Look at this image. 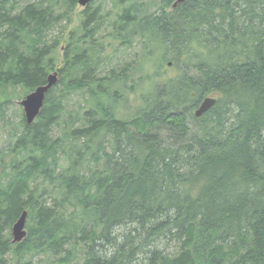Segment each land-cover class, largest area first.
<instances>
[{
  "label": "trees",
  "instance_id": "16d2710c",
  "mask_svg": "<svg viewBox=\"0 0 264 264\" xmlns=\"http://www.w3.org/2000/svg\"><path fill=\"white\" fill-rule=\"evenodd\" d=\"M176 1L103 2L66 33L77 0H0V126L59 78L0 157V264H264V0ZM108 42L142 55L110 66Z\"/></svg>",
  "mask_w": 264,
  "mask_h": 264
},
{
  "label": "rangeland",
  "instance_id": "374dc122",
  "mask_svg": "<svg viewBox=\"0 0 264 264\" xmlns=\"http://www.w3.org/2000/svg\"><path fill=\"white\" fill-rule=\"evenodd\" d=\"M18 4L24 5V4H28V3H32L35 1H42V0H17ZM114 0H97L96 1V5H102L101 3H103V8L105 11H109L111 10V8L113 7L112 5H114ZM79 5V6H78ZM78 7H76L73 11L72 14V21L70 23L67 24V30L66 33H69L72 29L76 28L80 22V16H81V11L84 8L82 5H80L78 3ZM57 33H59V29H55L53 31L52 34H50V39H52V37L58 35ZM60 36V34H59ZM66 37V34H65ZM112 43V44H111ZM108 55H112V61L113 63L110 64V66H114V64H118L117 60H119V62H124L125 60L128 59L127 54L131 56H136V54H138L140 52V56L142 55V51H141V47L139 46H134V48L131 49L130 52H127V54H123V50L120 53H115V49L113 48L115 43L114 42H108ZM61 45V44H60ZM115 53V54H114ZM116 56V57H114ZM161 58V53L157 52L154 56L151 57L150 62H148L149 64L145 66L146 70L149 71L147 73H153L154 69L158 66V63L160 61ZM176 74V69L174 67V65H172L171 62L167 63L164 65V67L161 69V76L162 77H172ZM16 97V95H15ZM26 97L25 96H21L20 98H17L13 100V103L10 107V110L8 112V116L6 119V122L4 124H2V126H0V157L3 158L5 160V163H7L8 161L11 160L10 156H7V154L10 152V150L13 147V142L16 139L17 134L19 133L20 128V120H21V116L24 115V109L21 105V101ZM139 93L138 94H134V95H129V100H130V104L132 105L131 108H129V110H122L121 114H129L131 115L133 112H135V109L140 105V101H139ZM71 106L70 108H76L79 107L80 104L84 103V97L82 94L76 93L72 96V99L70 101ZM87 108V106H86ZM84 108V109H86ZM25 116V115H24ZM8 164V163H7ZM13 238V236H12ZM38 260H43L42 257L37 256V258H35V261ZM46 260V259H45ZM11 264H16L15 261H12ZM44 264V263H43ZM49 264H57L54 262V259H52Z\"/></svg>",
  "mask_w": 264,
  "mask_h": 264
},
{
  "label": "water",
  "instance_id": "95a60500",
  "mask_svg": "<svg viewBox=\"0 0 264 264\" xmlns=\"http://www.w3.org/2000/svg\"><path fill=\"white\" fill-rule=\"evenodd\" d=\"M91 0H79V4L86 7L90 4ZM184 0H177L173 7L176 8L178 4L183 3ZM58 73L54 72L49 75L47 84L40 86L33 92L29 93L22 101L21 105L24 109L26 122L31 124L38 117L41 109L44 106L45 98L48 92L58 83ZM217 99L214 97L206 98L200 107L195 111V116L200 118L211 108L215 106ZM28 213L25 211L21 217L15 222L12 227V243H21L27 237L26 222Z\"/></svg>",
  "mask_w": 264,
  "mask_h": 264
},
{
  "label": "flooded vegetation",
  "instance_id": "af4514ba",
  "mask_svg": "<svg viewBox=\"0 0 264 264\" xmlns=\"http://www.w3.org/2000/svg\"><path fill=\"white\" fill-rule=\"evenodd\" d=\"M96 1L97 0H91V2H90V4L88 5V6H86L85 8H83L82 9V11H81V13L83 12V10H86V9H89V10H91V11H93V10H95L98 6L96 5ZM78 3H79V0H77V5H78ZM79 6V5H78ZM78 6H76V7H78ZM113 6V5H112ZM113 8V7H112ZM111 8V9H112ZM174 9V7H172V9L171 8H169L168 9V11H172Z\"/></svg>",
  "mask_w": 264,
  "mask_h": 264
}]
</instances>
